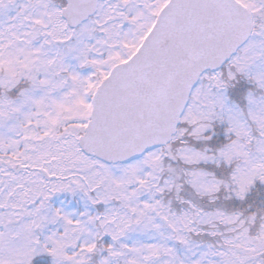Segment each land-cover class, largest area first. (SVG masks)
Returning <instances> with one entry per match:
<instances>
[{"label":"snow or ice","instance_id":"snow-or-ice-1","mask_svg":"<svg viewBox=\"0 0 264 264\" xmlns=\"http://www.w3.org/2000/svg\"><path fill=\"white\" fill-rule=\"evenodd\" d=\"M0 264H264V0H0Z\"/></svg>","mask_w":264,"mask_h":264}]
</instances>
